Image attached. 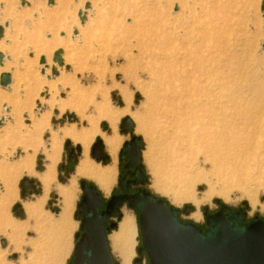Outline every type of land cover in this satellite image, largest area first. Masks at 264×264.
<instances>
[{
	"label": "rangeland",
	"instance_id": "374dc122",
	"mask_svg": "<svg viewBox=\"0 0 264 264\" xmlns=\"http://www.w3.org/2000/svg\"><path fill=\"white\" fill-rule=\"evenodd\" d=\"M261 2L54 0L49 5L48 0H27L22 6L20 0H0V23L8 22L0 39V52L6 57L0 70L13 77L7 89L0 87V96L7 97L0 98V116H7L0 124V264H68L80 225L75 218L83 196L79 182L93 184L105 201L119 192L117 180L123 170L118 153L131 136L143 141L141 159L147 176L145 184L132 191L146 189L178 209L180 221L201 228L203 208L210 213L219 209L215 200L229 211L242 209L244 222L264 220V171L225 157L206 160L198 142L216 114L232 133L260 127L264 141ZM86 3L92 12L81 23L78 11ZM57 48L63 51L64 64L52 75ZM41 56L49 61L47 74L39 66ZM104 115L107 118H101ZM126 117L133 130L122 134L119 127ZM111 135L119 139L117 175L104 194L96 183L75 174L86 150L95 165L111 162L109 158L104 165L90 155L96 139L103 142ZM67 140L81 152L70 164ZM47 158L56 160L54 178L46 182L49 189L39 182L47 171ZM154 166L159 167L158 175ZM23 178L33 180L36 187L21 197ZM70 185L74 192L71 205L68 202L64 249L56 254L61 239L55 221L64 209L59 187L67 190ZM187 192L194 201L177 203L175 194ZM16 204L21 205L22 216L13 213ZM195 212L197 220L192 218ZM120 213L105 224L107 242L114 262L120 264L110 235L126 214L134 218L132 264L141 245L138 213L126 204ZM110 223L116 228H109ZM142 264H148L145 254Z\"/></svg>",
	"mask_w": 264,
	"mask_h": 264
},
{
	"label": "water",
	"instance_id": "95a60500",
	"mask_svg": "<svg viewBox=\"0 0 264 264\" xmlns=\"http://www.w3.org/2000/svg\"><path fill=\"white\" fill-rule=\"evenodd\" d=\"M20 1L22 6L26 5L25 0ZM53 3L54 0H48L49 5ZM84 8H90V4L86 3ZM260 10L264 17V0ZM78 16L81 23H84L86 14L78 12ZM3 30L0 25V39ZM73 34L76 35L77 31L74 30ZM62 53L61 49H57L52 55V61L58 66L64 64ZM3 58L0 52V65ZM39 63L46 65L45 57H41ZM51 73H57L55 65ZM10 83L11 75L1 73L0 86L7 87ZM119 128L122 134L132 133L133 123L126 117L121 120ZM142 142L140 137L131 136L119 151L118 162H125L123 168L129 172L134 167L130 173L132 179L123 176L117 180L120 194H113L105 201L93 184L83 180L79 182L83 196L77 205L75 218L80 219V225L79 232L74 235V249L68 264H118L110 253L105 224L120 216L124 204L138 213L141 245L136 249L138 257L132 264H142L143 254L148 264H264L263 219L256 217L244 222L242 209L229 211L227 206L215 200L219 209L210 213L206 207L203 208L205 226L201 228L192 222L180 221L178 209L146 189L140 187L131 192L132 188L142 186L147 181L141 159ZM64 147L69 149V140L65 141ZM103 149L102 140L96 139L91 148V157L98 162L101 160L105 165L109 156L101 158ZM33 182L27 178L20 181L21 197L30 193V189H35ZM12 211L18 217L23 215L20 204L14 205ZM109 228H116V224L110 223Z\"/></svg>",
	"mask_w": 264,
	"mask_h": 264
},
{
	"label": "bare ground",
	"instance_id": "6f19581e",
	"mask_svg": "<svg viewBox=\"0 0 264 264\" xmlns=\"http://www.w3.org/2000/svg\"><path fill=\"white\" fill-rule=\"evenodd\" d=\"M25 2H27V0H25ZM176 6H178V5H176ZM78 12L85 13L86 17H87L88 14H90L92 12V9H91V6H90V8H88V9H85V8L83 9L82 8V10H79ZM78 18H79V16H78ZM5 23L8 24L7 21ZM5 23L4 24L0 23V25L3 26V28H6L8 25L5 26ZM73 29L76 30V28H73ZM73 36L75 37V34H73ZM61 37H63V35H61ZM41 57H45V56H41ZM5 58L6 57L4 56L3 60H5ZM62 60H63V55H62ZM67 61H69V59H67ZM45 62H46V65L45 64L43 65V64L39 63V66L42 67L41 68L42 73H43V71H44V73H47L46 71L49 68V66H48L49 65V61H47L46 58H45ZM53 65H55V67L58 66L57 64H55L52 61V67H53ZM0 67H3V63H2V65H0ZM2 72L3 71L0 70V73H2ZM3 73H7V72H3ZM10 85H11V83L7 87H2V86H0V87L2 89H7ZM0 98L2 100L7 99L5 96H0ZM125 102L127 103V106H128L129 102H128L127 99H125ZM262 108H263V106H262ZM262 108H261V110H262ZM106 110H107V108H106ZM126 113H128V112H126ZM210 113L211 112H209L207 110V116ZM259 113H260V111H259ZM121 114H122V112H121ZM99 115H101V112H100ZM0 117H7V116L3 115V116H0ZM101 118H107V115L105 117H101ZM1 120H4V118L0 119V121ZM109 120H111V118ZM222 122H223V120L221 119L219 114L218 115L216 114V116H214L213 120L211 122H209L207 127L203 130V132L201 133V136L198 139L199 144L203 146L202 148H203L204 154L206 155V160H221L222 157H225V159H228V160H231V161H236V162L240 163L243 166H246V165H248L249 167L253 166L258 171H264V141L260 140V137L262 136L260 127H256L255 126V128H253V130L251 132L244 131V133H240V132L232 133L231 129H229L225 124H224V126L222 125ZM250 123H252V121ZM92 124H93V122H92ZM112 127H113V125H112ZM94 128H96V127H94ZM93 129H92V133L94 132ZM97 133H98V131H97ZM63 134L64 133L62 132V135ZM64 136H65V134H64ZM64 136H62V137H64ZM72 136H73V134H72ZM112 136L111 137H107L106 136V139H105L107 150L112 155V158H113V159H111V162L108 165L105 164L106 166H100L98 164L95 165V163L90 161L91 159L89 160L87 158L88 154H87V152H85L82 155L83 158L80 159V162L78 163V166L76 167V174H75V177L78 176V177H81V178H85V179L91 180L94 183H96L99 186L100 190L102 192H104V194L109 193V190L113 186V184L115 182L116 175H117V169H116V167H117L116 164L117 163H116V158L113 157V155L115 156V149H116L115 147H117L118 144H117V138H114L116 136H113V137ZM51 137H53V135ZM68 137H70V136L68 135ZM86 137H87V133H86ZM81 138H82L83 141L85 140L84 137H81ZM55 140H57V139H55ZM74 140H76V139H74ZM56 145H58V144H56ZM81 145H82V142H81ZM55 148H56V146H55ZM53 153H54V150H53ZM56 155L57 154L55 153V157H57ZM90 155H91V152H90ZM49 158H50V156H49ZM49 158H47V159H49ZM53 159H54V157H53ZM50 161H51V159H50ZM55 162H56V160H55ZM48 163H49V161H48ZM53 164H54V160H53ZM28 167L30 168V166H28ZM154 167H155V169H154L155 174L158 175L159 167H156V166H154ZM51 168H52V165H51ZM26 170H27V168H26ZM19 171H21V170H19ZM28 171H29V169H28ZM47 171H48V168H47ZM53 172H54V170H53ZM52 175H53V173H52ZM48 177H47V179H48ZM45 178H46V176L44 177V179ZM53 178H54V176H53ZM73 178H74V175H73ZM189 181L191 182L192 180L189 179ZM48 182H49V180H48ZM155 184L159 186L158 176H156V178H155ZM67 185H69V184H67ZM187 185H189L188 182H187ZM49 187L50 186H48V189H49ZM72 187L73 186L70 185V188L68 187L67 190H62L63 188L59 187V189L61 190L60 191V195H61L62 201H63V203L65 205L62 203L63 207H64L63 213H62V215L60 213L59 219L57 220V222L55 221V225H57V231H58V233L60 232V234H59L60 236L59 235L58 236L61 239L60 242L56 245V254H60L61 247H63V249H64L63 240H64V235L66 234L65 231L67 230L66 229V227H67L66 222L68 223V221H69V219H68V211H69V207H70V205L72 203L71 199H72V195H73V192H74L73 191L74 189H72ZM64 189H65V187H64ZM174 198L177 201V203H182L184 201H191V200L194 201L191 193H189V192L184 193V194H180V193L175 194ZM69 201H70V205H68ZM35 211H36V209H35ZM199 217H200L199 214H197L196 212H195V214H192V218L193 219L197 220ZM66 219H68V221H66ZM133 219L134 218H132L130 215L126 214L123 217L121 223L118 225L117 231L113 232L110 235V240L112 242L113 249L116 251L117 255L119 256V258L121 260L120 264H130V260H131V258L133 257V254H134V245H135V241L134 240H135L136 230H135V226H134V222L135 221Z\"/></svg>",
	"mask_w": 264,
	"mask_h": 264
},
{
	"label": "flooded vegetation",
	"instance_id": "af4514ba",
	"mask_svg": "<svg viewBox=\"0 0 264 264\" xmlns=\"http://www.w3.org/2000/svg\"><path fill=\"white\" fill-rule=\"evenodd\" d=\"M65 148V147H64ZM66 150V161H67V163L68 164H70L71 162H73V161H76V157H77V155L78 154H80L81 152H80V149L78 150L77 149V147L75 146V147H72L71 145H70V147H69V149H65ZM106 155V152H105V150L103 149V154H102V156H101V158L102 157H104ZM99 162H101V160L99 161ZM124 164H125V162H123V163H121V167H122V174L120 175V177H125L126 179H132V177L130 176V173L131 172H133V170H134V167H132L130 170H129V172H127L124 168H123V166H124ZM63 169V171H65L66 170V168H62ZM33 185L36 187V184L35 183H33ZM35 190V189H34ZM33 189L31 190L30 189V193H32L33 191H34ZM131 192H135V191H131ZM121 193V191H119V192H117V193H115V194H120Z\"/></svg>",
	"mask_w": 264,
	"mask_h": 264
},
{
	"label": "crops",
	"instance_id": "0c3cea01",
	"mask_svg": "<svg viewBox=\"0 0 264 264\" xmlns=\"http://www.w3.org/2000/svg\"><path fill=\"white\" fill-rule=\"evenodd\" d=\"M55 1H57V0H55ZM74 30V29H73ZM64 34V33H63ZM64 37V36H63ZM58 49V48H57ZM57 49H55L54 50V52L57 50ZM53 52V53H54ZM32 57H33V55H32ZM49 66V65H48ZM47 72V71H46ZM3 73V72H2ZM1 74V73H0ZM47 74V73H46ZM11 80H12V82H13V77L11 76ZM11 82V83H12ZM7 98V97H6ZM7 111L8 110V107H6V106H4V111ZM7 119V117H0V119ZM112 136V135H111ZM111 136H107V137H111ZM113 136H115V135H113ZM112 136V137H113ZM114 138H117V136L116 137H114ZM105 139H106V137L103 139V143H104V146H105V150H106V152H107V154H108V156L110 157V161H111V159H113L112 158V155L108 152V150H107V147H106V142H105ZM119 143V139L117 138V144ZM116 144V145H117ZM116 149H115V156L113 155V157H115L116 158V154H117V147H115ZM120 151V150H119ZM87 153H88V151H86ZM119 154V153H118ZM52 158V157H51ZM47 162L49 161V166L47 167L48 168V171H46V173L43 175V177H41L40 179H39V182L42 184V186L44 185V186H46L47 184H46V182L49 180H53V177H52V170H53V166L55 165V162H54V164H53V161L51 160H49V159H47L46 160ZM116 163H117V159H116ZM38 164H39V162H38ZM51 165H52V168H51ZM117 165V164H116ZM51 170V171H50ZM50 171V172H49ZM49 172V173H48ZM46 176V178L44 179V177ZM49 176V177H48ZM47 177H48V179H47ZM52 177V178H51ZM47 180V181H46ZM34 183V182H33Z\"/></svg>",
	"mask_w": 264,
	"mask_h": 264
},
{
	"label": "trees",
	"instance_id": "16d2710c",
	"mask_svg": "<svg viewBox=\"0 0 264 264\" xmlns=\"http://www.w3.org/2000/svg\"><path fill=\"white\" fill-rule=\"evenodd\" d=\"M61 169H62V167H61ZM66 171V170H65Z\"/></svg>",
	"mask_w": 264,
	"mask_h": 264
}]
</instances>
